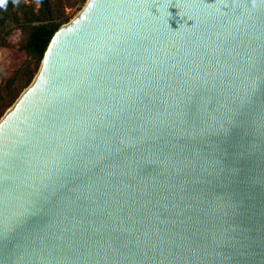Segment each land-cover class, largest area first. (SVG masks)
I'll use <instances>...</instances> for the list:
<instances>
[{
  "label": "water",
  "instance_id": "1",
  "mask_svg": "<svg viewBox=\"0 0 264 264\" xmlns=\"http://www.w3.org/2000/svg\"><path fill=\"white\" fill-rule=\"evenodd\" d=\"M0 264H264V0H85L0 117Z\"/></svg>",
  "mask_w": 264,
  "mask_h": 264
},
{
  "label": "trees",
  "instance_id": "2",
  "mask_svg": "<svg viewBox=\"0 0 264 264\" xmlns=\"http://www.w3.org/2000/svg\"><path fill=\"white\" fill-rule=\"evenodd\" d=\"M85 0H7L0 7V48L7 46L6 34L22 30L24 34L16 47L25 53L21 66L0 84V117L19 93L30 83L37 71L45 47L59 26L66 23L74 13L66 9L76 5L77 12Z\"/></svg>",
  "mask_w": 264,
  "mask_h": 264
},
{
  "label": "rangeland",
  "instance_id": "3",
  "mask_svg": "<svg viewBox=\"0 0 264 264\" xmlns=\"http://www.w3.org/2000/svg\"><path fill=\"white\" fill-rule=\"evenodd\" d=\"M76 7L77 5L72 9L67 8L66 13H74V16L78 12H74L76 10ZM23 34L24 32L22 30H11L5 36L7 40V46L0 48V84H2L6 78L12 76L13 73L21 66L22 62L25 60V53L16 47V42ZM8 108H6L5 111Z\"/></svg>",
  "mask_w": 264,
  "mask_h": 264
},
{
  "label": "clouds",
  "instance_id": "4",
  "mask_svg": "<svg viewBox=\"0 0 264 264\" xmlns=\"http://www.w3.org/2000/svg\"><path fill=\"white\" fill-rule=\"evenodd\" d=\"M6 2H7V0H4V2L2 4H0V7L5 6ZM14 2H17L18 3V0H14Z\"/></svg>",
  "mask_w": 264,
  "mask_h": 264
},
{
  "label": "snow or ice",
  "instance_id": "5",
  "mask_svg": "<svg viewBox=\"0 0 264 264\" xmlns=\"http://www.w3.org/2000/svg\"><path fill=\"white\" fill-rule=\"evenodd\" d=\"M4 2V0H0V4H2Z\"/></svg>",
  "mask_w": 264,
  "mask_h": 264
}]
</instances>
